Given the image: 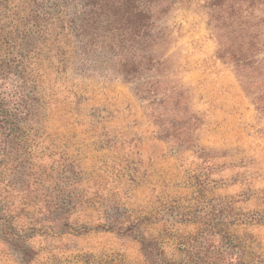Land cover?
Listing matches in <instances>:
<instances>
[{
    "label": "rangeland",
    "instance_id": "1",
    "mask_svg": "<svg viewBox=\"0 0 264 264\" xmlns=\"http://www.w3.org/2000/svg\"><path fill=\"white\" fill-rule=\"evenodd\" d=\"M95 2L93 19L107 31L89 40L87 54L70 34L48 58H32L53 93L37 135L4 143L0 132V264H89L79 254L120 253L133 264L139 245L120 223L170 204L187 208L202 181L241 218L263 219L231 230L247 236L242 260L250 251L264 264V0ZM62 164L88 200L69 215L70 233L14 242L22 214L48 201H24L26 189L54 186ZM23 245L37 260H21ZM50 247L58 260L48 259Z\"/></svg>",
    "mask_w": 264,
    "mask_h": 264
},
{
    "label": "trees",
    "instance_id": "2",
    "mask_svg": "<svg viewBox=\"0 0 264 264\" xmlns=\"http://www.w3.org/2000/svg\"><path fill=\"white\" fill-rule=\"evenodd\" d=\"M95 3V0H0V132L5 136L4 143L36 136L40 128L36 118L46 103L53 99V93L47 91L51 83L45 74H36L40 66L32 58H48L49 48L58 45V36L71 43L68 37L71 34L77 38L79 50L87 54L89 40L95 35H105L107 30L101 21L94 20L92 16L96 13L92 10ZM56 49L54 56L64 57L66 52ZM42 91L50 94H46L47 99L44 97L46 92ZM0 150L6 151L4 148ZM56 181L51 188L43 186L39 195L35 187L26 189L24 201L37 204L41 197L48 201L35 211L22 214L24 220L18 229L20 234H13L14 242L21 241L22 236L27 242L35 236L61 237L70 233V224L66 221L73 211L88 203L86 192L79 188V178L70 174L67 164L57 169ZM212 189L202 181L196 190L200 197L195 198V203H189L187 208L170 204L153 215L128 216L125 222H121L120 227L124 225L122 233H132L133 240L139 245L140 257L133 264H253L255 258L251 257L250 251L249 258L242 260L248 247L247 236L235 233L231 227L242 223L254 224L263 219L256 215L250 219L241 218L231 199L218 196L214 200L210 197ZM53 197L58 199L49 200ZM12 211L11 221L16 226L21 213L17 207ZM39 215L41 217L38 218ZM178 224L192 228L181 232ZM151 225L156 228L149 230ZM82 226L86 232L88 228L84 224ZM96 227L106 231L113 228L111 223H99ZM166 243L173 245L176 253L168 255ZM55 248H46L48 259L58 260L53 253ZM20 252L23 253L21 260L31 262L36 259L37 253L29 245H23ZM79 255H84L82 259L89 264H130L121 253L117 256L120 260L110 255L96 258L90 254Z\"/></svg>",
    "mask_w": 264,
    "mask_h": 264
}]
</instances>
